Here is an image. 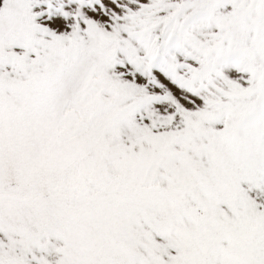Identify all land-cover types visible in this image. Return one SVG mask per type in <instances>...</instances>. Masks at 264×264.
I'll use <instances>...</instances> for the list:
<instances>
[{"label":"snow or ice","instance_id":"obj_1","mask_svg":"<svg viewBox=\"0 0 264 264\" xmlns=\"http://www.w3.org/2000/svg\"><path fill=\"white\" fill-rule=\"evenodd\" d=\"M0 264H264V0H0Z\"/></svg>","mask_w":264,"mask_h":264}]
</instances>
